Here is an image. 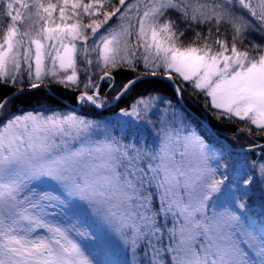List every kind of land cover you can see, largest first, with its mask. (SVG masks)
I'll list each match as a JSON object with an SVG mask.
<instances>
[{
    "label": "snow or ice",
    "instance_id": "obj_1",
    "mask_svg": "<svg viewBox=\"0 0 264 264\" xmlns=\"http://www.w3.org/2000/svg\"><path fill=\"white\" fill-rule=\"evenodd\" d=\"M162 82L236 123L253 160L175 113L154 124ZM50 83L114 119L17 107ZM261 140L264 0H0V264H109L113 244L139 264H264Z\"/></svg>",
    "mask_w": 264,
    "mask_h": 264
},
{
    "label": "trees",
    "instance_id": "obj_2",
    "mask_svg": "<svg viewBox=\"0 0 264 264\" xmlns=\"http://www.w3.org/2000/svg\"><path fill=\"white\" fill-rule=\"evenodd\" d=\"M251 39V37H250ZM132 73L130 72H124L122 70L121 75L117 77V83L119 84L121 81H123L127 76H131ZM50 91L58 96L59 98L63 99L64 101L75 104L76 100L74 98V93L71 91L65 90L63 87L53 84L49 85ZM144 89V86H139V89ZM147 91L152 92L153 97H155L154 105L155 107L148 113V117L152 120L154 124H158L160 120L162 119H170L172 114L175 113L176 116L181 114L182 117L185 118V123L192 128L195 131H198L201 135H203L208 142L214 147V148H220L223 146L226 153H231V158H240L243 159L245 156H247L249 161L253 160V154L250 152H243V153H235L230 150H228L223 144H221L218 140L213 138L208 131L186 110L185 107H187L189 110H191L194 114H196L198 117L205 120L209 126L217 133L220 137L224 138L232 147L235 148H243V147H249V142L244 140L243 138L241 140H236L235 136L237 135L236 129L237 124H229L227 121H218L213 111L206 109L203 106L202 101L199 98H194L193 95L190 92H186L183 96V98L180 97L181 102L178 101L176 96L173 94L171 87L167 86V82H162L161 85L157 86L155 89L152 87H149ZM131 95H135V93H132ZM126 100L130 103V99L126 98ZM121 104L123 105L124 102L122 101ZM17 107H20L21 110L23 109H35L37 107L48 110H70L69 108L65 107L64 105L57 102L52 96H50L44 89H37L34 90V92L28 96H25L22 98V102L18 103ZM96 112L99 114H96ZM79 114L87 117H91L92 119H97L100 121L105 120H112L114 117L110 114L108 111H98L94 110L91 113H87L85 111H82L81 108L78 112ZM156 139L155 134L151 135L149 138V144H151L152 141ZM255 139V138H254ZM261 143H264V140L259 141ZM259 150V149H258ZM256 161H259V158L255 157ZM257 188L251 195L253 199V206L250 209V212L259 213L260 210V204L262 202V196H264V186L257 185ZM250 220L252 222L257 223L256 217L250 215ZM137 259L140 262L141 256L137 255Z\"/></svg>",
    "mask_w": 264,
    "mask_h": 264
},
{
    "label": "rangeland",
    "instance_id": "obj_3",
    "mask_svg": "<svg viewBox=\"0 0 264 264\" xmlns=\"http://www.w3.org/2000/svg\"><path fill=\"white\" fill-rule=\"evenodd\" d=\"M50 85H53L52 83H50ZM155 102V100L153 101V103ZM35 109H37V110H42V111H44L46 114H51V112L52 111H56V112H62V113H70V112H73L72 110H50V109H48V110H45V109H43V107L42 108H39V107H37V108H35ZM81 110L82 111H85V112H87V113H91V112H93V110H91V109H89V108H87V107H85V108H81ZM76 114H78V115H81V114H79V113H76ZM96 114H98L97 112H96ZM99 115V114H98ZM178 117H181L182 115L181 114H179V115H177ZM86 118H88V119H92L91 117H87V116H85ZM94 120H97V119H94ZM100 121V120H99ZM255 157L256 158H260V150H256L255 151ZM257 188V187H256ZM253 194V192H251V193H249V195L251 196ZM253 223H255V222H253ZM138 257L137 256H135V257H133L132 255H131V253L130 252H126L122 247H120L118 244H113L112 246H111V248L109 249V251L104 255V256H102L101 257V259H103V260H105V261H108L109 262V264H139V261H138V259H137Z\"/></svg>",
    "mask_w": 264,
    "mask_h": 264
},
{
    "label": "water",
    "instance_id": "obj_4",
    "mask_svg": "<svg viewBox=\"0 0 264 264\" xmlns=\"http://www.w3.org/2000/svg\"><path fill=\"white\" fill-rule=\"evenodd\" d=\"M44 89L50 96H52L57 102H59L60 104L66 106L67 108L78 112L79 111V107L80 105L76 102V105H72L66 101H64L63 99L59 98L58 96H56L55 94H53L51 91H49V89ZM176 98L178 99V101L181 102L180 96L175 95ZM186 110L208 131V133L215 138L216 140H218L221 144H223L228 150L232 151V152H246L248 147H244V148H233L224 138L220 137L217 133H215V131L209 126V124L203 120L202 118L198 117L196 114H194L191 110H189L187 107H185ZM101 111V110H99ZM257 150V149H256Z\"/></svg>",
    "mask_w": 264,
    "mask_h": 264
}]
</instances>
